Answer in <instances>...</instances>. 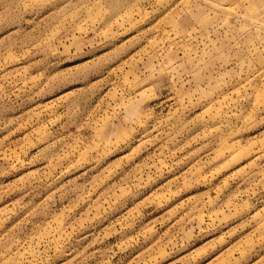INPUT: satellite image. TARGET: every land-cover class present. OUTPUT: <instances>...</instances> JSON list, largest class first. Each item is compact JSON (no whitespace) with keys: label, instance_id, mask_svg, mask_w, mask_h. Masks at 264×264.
<instances>
[{"label":"rangeland","instance_id":"374dc122","mask_svg":"<svg viewBox=\"0 0 264 264\" xmlns=\"http://www.w3.org/2000/svg\"><path fill=\"white\" fill-rule=\"evenodd\" d=\"M0 264H264V0H0Z\"/></svg>","mask_w":264,"mask_h":264}]
</instances>
